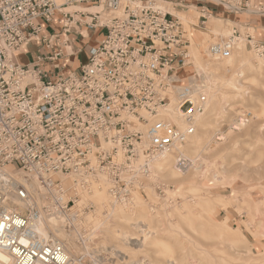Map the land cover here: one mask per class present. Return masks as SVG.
Wrapping results in <instances>:
<instances>
[{"label":"built area","instance_id":"2783aa9c","mask_svg":"<svg viewBox=\"0 0 264 264\" xmlns=\"http://www.w3.org/2000/svg\"><path fill=\"white\" fill-rule=\"evenodd\" d=\"M237 1L220 2L235 8ZM160 2L0 0V259L84 264L87 246L73 253L51 229L52 218L88 243L96 234L85 226L93 190L108 194L104 216L112 209L134 212L135 194L153 184L157 155L173 152L180 173L193 168L177 149L195 132L208 101L204 87L180 73L192 67V35L207 32L209 13L200 9L185 28ZM47 24L59 31L46 34ZM95 30L104 34L77 70L64 76L40 68L78 53L70 48L71 33L86 38ZM231 30L207 44L211 59L231 57L241 38ZM244 40L263 55L264 41L247 32ZM30 41L48 54L28 68L15 55Z\"/></svg>","mask_w":264,"mask_h":264},{"label":"rangeland","instance_id":"374dc122","mask_svg":"<svg viewBox=\"0 0 264 264\" xmlns=\"http://www.w3.org/2000/svg\"><path fill=\"white\" fill-rule=\"evenodd\" d=\"M186 1L194 4L196 0ZM160 3L167 11H174L176 2ZM179 14L184 18L192 14L189 22H197L198 14L192 8ZM209 24L220 33L213 35ZM233 26L211 18L207 32L195 31L190 45L198 36L203 38L198 49H205L218 37L228 36ZM238 30L241 38L232 52V63L213 60L209 55L202 57L213 66L215 71L209 74L217 83L220 77L229 75L241 87L239 91L221 89L226 95L223 111L201 117L206 129L198 127L188 140L184 150L201 156L199 168L180 173L173 169L174 157L168 170L153 171L151 166L153 184H146L140 194H135L136 211L127 214L121 210L126 214L120 213V219H107L103 227H96L88 243L83 233L72 229L65 232L73 235V253L82 250V245L90 251L84 264H264V53L257 54L244 40L246 32L257 38L261 29ZM240 57L251 58L243 68L237 64ZM241 114L250 122L241 132L230 131L229 124ZM220 134L225 140H220ZM86 198L93 203V213L85 226L94 228L98 220L107 217L103 207L109 197L104 190ZM141 230L150 232V236L146 246L136 250L131 244L142 240ZM130 232L138 239L128 240ZM94 254L98 257H91Z\"/></svg>","mask_w":264,"mask_h":264},{"label":"bare ground","instance_id":"6f19581e","mask_svg":"<svg viewBox=\"0 0 264 264\" xmlns=\"http://www.w3.org/2000/svg\"><path fill=\"white\" fill-rule=\"evenodd\" d=\"M59 1L61 2L62 0H59ZM169 13L173 14V15L179 17V18L182 17L181 19L186 24H188L189 20L192 19L191 16H188V17L185 16V18H184L182 15H180L176 11H171V12L169 11ZM183 21H182V23H183ZM185 23H183V24H185ZM185 27H186V25H185ZM209 31H211V33L213 35H217L218 33H220V31L218 29L214 28L212 24L209 26ZM202 43H203V38L200 39V38H198V36L195 37V40L193 41V45H190V47L188 48L189 49V61L192 63V67L181 71L180 74H181L182 80H185L187 78L192 77L198 85H202L204 87L205 95L207 96V99H208L207 101L208 102L206 104L205 110L202 113V115H200V116H198L196 118L195 129H197L199 127L200 129L202 128V130H205L206 129V125H204L201 117H204V116L209 117L211 114H218L219 115L221 113V111H223V109H224L221 105H222L223 100L226 98L225 97L226 95L221 92L222 91L221 89L230 88V89H234L235 91H239L241 86H240L239 82H237L232 76H229V75L220 77V83L216 82L215 77H213L212 75L209 74V73H211L212 69H213V71H215L213 66H211L210 63H208V64L205 63L203 61V58H202V57H204V55L205 56L209 55L208 51L206 50L207 48L202 49L203 51L201 49H198V47L200 46V44L202 45ZM237 44H239V43H237ZM237 46H238L237 48H241V46H239V45H237ZM16 55H17V52H16ZM235 58H237V56H235ZM248 59L245 58V57H243V58L240 57L238 59V61H237V64L241 68H243V66H245L247 64ZM225 61L227 63H232L234 61V55H232L231 57L225 59L224 62ZM241 116H243V114L236 116L234 118V120L231 121V123L229 124L230 131L241 132L245 128V126L248 125V122L247 123L246 122L245 123L244 122H239L240 119L238 117H241ZM194 133L192 134V136L194 135ZM214 137H215V135H214ZM219 138H220V140H225V137H224L223 134H220ZM189 141H187L185 144H183L180 147H178L177 151L183 153L186 157H188L189 159L193 160L195 162V164H194L192 169L193 170H197L199 168L198 164L201 161V158H200L201 156L199 157L198 155H196V153H192V155L189 154L188 152L186 153V151L184 149L186 148V145L188 144ZM200 142H201V140H200ZM200 142H198V143L195 142L194 143V141H193V143L197 144V145ZM172 157H174L173 152H166V153H162V154L157 155V157H155V159L152 161V164H151L153 171H157V170H161V169L168 170V165H170V167H171L170 159ZM173 169L175 170L174 163H173ZM170 172L174 173V171H172V170ZM95 191L101 192V191H104V190H93L92 193L94 194ZM102 194L103 193H99L97 195H98V197H102ZM12 201L14 202L15 205H18L17 206L18 210L22 209L21 207H23V206H21V203H19V201L15 200V199H12ZM123 212L120 209H112V210H110V212L108 213V216L105 217L104 220H101V219L98 220L97 221L98 223H96L94 225V228L96 229V227H99L98 229H100V227H103L105 225L107 219H109V218H114V219L118 218V219H120L121 218L120 215H119L120 213L126 214L125 211H123ZM127 214H129V213H127ZM44 222H47V219H44ZM49 225H50L51 229H54V232L57 234L58 237H60L61 239L65 240L67 242L69 248H71L73 250H74V248H76L72 244L73 235L71 236V235H66L65 234L66 231H64L61 228L60 220H58L57 218H52L49 221ZM133 225H132V227H134ZM134 228L137 229L138 227H136V225H135ZM37 230H39V233L42 234V230H41V226L40 225H37ZM141 234L142 235L144 234V235L141 236ZM141 234H140V236H141L140 239H142V240L139 241V242L136 241L137 243L131 244V245L134 246V249H136V250H141L143 247H145L146 246L145 244L147 243V240H148L147 236H150V232H148V231H147V233L144 231ZM133 235L134 234L132 232L129 235L128 240L134 241V240L138 239V237L136 238V235H135V237H133ZM0 264H11V262H10V260H8L5 257H1Z\"/></svg>","mask_w":264,"mask_h":264},{"label":"crops","instance_id":"0c3cea01","mask_svg":"<svg viewBox=\"0 0 264 264\" xmlns=\"http://www.w3.org/2000/svg\"><path fill=\"white\" fill-rule=\"evenodd\" d=\"M165 3L176 2L173 10L180 12H187L189 8L195 10V13L198 14L197 19L199 17L198 11L200 9H205L208 11V22L211 18L216 19L221 22H229L238 30V28L251 29L255 32L257 29H261L260 34H258L255 40L257 42L264 41V14L260 12H256L257 9H264V0H238L235 4V8H231L226 4H223L220 1L224 0H212L209 2L208 0H196L195 3H191V1L186 0H160ZM188 16H193L189 14ZM45 33L51 34L59 31V28L54 24L44 25ZM239 31V30H238ZM240 32V31H239ZM248 33V32H247ZM86 38H79L77 35L71 33L70 39V48L75 52L78 50V53L75 52L73 56H66L62 59L55 61L54 63H42L40 64V68L46 71H56L61 75L66 76L67 74L77 70V68L84 64L88 57V49L95 47L98 42L101 40L103 36L102 30L95 31H87L85 33ZM35 49V51L33 50ZM31 50L34 53H31ZM48 52L42 47V45L35 41H30L27 44H24L17 51V55H15L16 62L24 67L31 68L32 66L37 64V58L39 56H46ZM67 70L65 74L63 71Z\"/></svg>","mask_w":264,"mask_h":264}]
</instances>
